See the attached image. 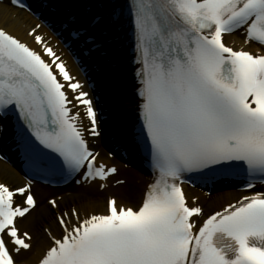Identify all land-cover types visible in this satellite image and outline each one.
Instances as JSON below:
<instances>
[{
    "label": "snow or ice",
    "instance_id": "obj_1",
    "mask_svg": "<svg viewBox=\"0 0 264 264\" xmlns=\"http://www.w3.org/2000/svg\"><path fill=\"white\" fill-rule=\"evenodd\" d=\"M7 3L31 11L23 0ZM80 7L64 15L60 34L85 56L101 52L104 25L129 30L137 122L118 134L130 135L127 154L142 158L150 179L138 204L111 195L101 213L62 209V196L47 199L60 234L51 225L36 236L21 230L20 221L41 208L34 181L57 177L90 198L93 184L104 191L119 170L91 147L102 112L38 34L40 25L27 32L39 50L0 26V136L10 127L30 177L23 186L0 182V264H22L19 257L33 252L37 264H264V190L255 191L257 182L264 185V54L226 40L239 33L245 45L264 48V0ZM233 179L252 194L215 209L184 189Z\"/></svg>",
    "mask_w": 264,
    "mask_h": 264
},
{
    "label": "bare ground",
    "instance_id": "obj_2",
    "mask_svg": "<svg viewBox=\"0 0 264 264\" xmlns=\"http://www.w3.org/2000/svg\"><path fill=\"white\" fill-rule=\"evenodd\" d=\"M81 0H72L70 1L69 5L80 3ZM54 2L58 3V5L61 7V0H54ZM43 14L49 16V17H56L55 13H52L48 10V8H45L43 10ZM38 23V21H37ZM36 24H34V18L30 16L25 11L17 8L12 7L11 5L7 4L6 2L0 3V26L7 27L10 31H12L14 34L18 35L22 40H25L27 43H29L31 46H34L38 50L40 49L39 45H36L32 37L27 35V32L34 27ZM103 27L102 29H104ZM39 34H43L40 30H38ZM229 42L231 45H234L233 41L238 40L241 41V39L237 36V34L229 35L228 36ZM44 40L46 43L50 42L48 35L44 36ZM57 41V40H55ZM242 44V41H241ZM238 47H242L240 44ZM109 48V58H111V61L116 62L117 70L116 74L119 75V82H116L115 84H110L107 86V84L103 83V81L100 82L101 84V91L105 96L104 102L107 103L106 105L112 106L115 101L110 102L114 99H110L109 92L112 91L111 88L120 89L122 95L116 98L118 100V105L121 109H123V113L126 114L121 119H118L117 116H113L111 119H108L106 121L101 122V136L99 138H96L100 142V146H92L95 150L99 151L101 154V160L105 163H108L110 165H117L118 167H121V172L126 176L127 179L134 182V186H112L109 182L107 185V188L104 191H99L98 187L90 188L88 192L91 193L90 200L88 204L83 203L84 200L89 199L87 194L85 193V190H80L76 192H67L65 194L59 195L58 197H63V199L60 201L61 208L67 209L69 206H76L81 209V211H94L96 213H101L105 209V197L114 195L121 201H123L125 204H135L141 201L143 196V188L145 189L146 184L149 182L150 177L141 173L139 170L135 169L133 167L132 169L126 165L123 161H120L118 159H109L104 157V149L105 145H110L111 142H109L107 139H109L110 136L119 135L118 129L115 126L117 122L123 121L124 128H126L128 123L131 128L132 132V121L134 118V98H133V89L135 88V84L133 82L131 73L128 70V65H126V61L124 58L123 51H115L112 48V45L108 46ZM59 50V53L63 56L64 59H66L70 65L71 70L78 74V68L79 66L77 64H74L71 61V54L67 49L61 48L60 45L56 48ZM105 67H102V70L105 71ZM109 73L111 71L109 70ZM105 74H98V79H102ZM81 78V77H80ZM81 80H84V78H81ZM117 86V87H113ZM88 90V89H87ZM90 91V90H88ZM90 95L93 96V92L90 91ZM116 112V111H114ZM111 112V115H114ZM90 142L93 144L95 143V139L91 138ZM125 167V168H124ZM128 167V169L126 168ZM0 181L6 182L10 184L13 187L16 186H23L24 181L22 179V174L18 172L15 168L10 166V164L3 162L0 160ZM52 189L46 187V186H38L35 188V192L37 194L38 200L40 203H42L43 194L50 192ZM188 196L192 197V193L196 190L194 189H187ZM82 193L84 195L82 196ZM95 194L94 196L92 195ZM198 195V194H197ZM239 195H245V193H241L237 191L235 188L227 189L220 191L218 193H215L212 197L209 199H203L201 202H206L205 204L211 205L212 209L219 208L221 205L226 204L228 202L235 201L236 197H240ZM41 211L38 213L27 217L26 219L20 221L19 227L21 230H27L31 232L34 236L38 234L39 228L41 225L47 226L51 225L52 230L54 234L59 235L60 230L56 225V222L53 218L52 212L48 209L47 204H41ZM40 213H43L40 215ZM47 240L44 238V236L41 234L39 235V247L43 248L46 246ZM23 260L28 264H35L37 262L38 258V252L33 253H25L21 257ZM23 261V262H24Z\"/></svg>",
    "mask_w": 264,
    "mask_h": 264
},
{
    "label": "rangeland",
    "instance_id": "obj_3",
    "mask_svg": "<svg viewBox=\"0 0 264 264\" xmlns=\"http://www.w3.org/2000/svg\"><path fill=\"white\" fill-rule=\"evenodd\" d=\"M89 200H90V198L87 199V200H84L85 204H88ZM39 211H41V209H40ZM34 214H36V213H33L32 215H34ZM32 215H31V216H32ZM29 217H30V216H29Z\"/></svg>",
    "mask_w": 264,
    "mask_h": 264
}]
</instances>
